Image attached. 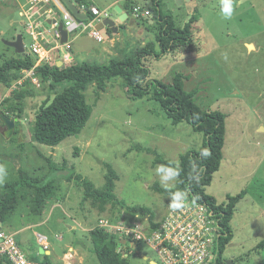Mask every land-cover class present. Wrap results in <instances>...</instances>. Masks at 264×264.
Returning <instances> with one entry per match:
<instances>
[{
  "label": "rangeland",
  "instance_id": "rangeland-1",
  "mask_svg": "<svg viewBox=\"0 0 264 264\" xmlns=\"http://www.w3.org/2000/svg\"><path fill=\"white\" fill-rule=\"evenodd\" d=\"M3 2L6 0H0V64L18 56L3 42L14 40L16 27L14 16L6 17L10 10ZM162 11L172 15L178 28L194 18L192 43L177 47L160 59L145 58L149 80L170 84L175 75L182 74L187 78L183 81L185 91L196 90L194 100L202 110L225 115L223 163L206 193L217 204H225L228 196L245 191L233 215L234 246L228 256L249 253L247 264L256 261L264 264V249L258 247L264 240V185L254 181L257 177L249 178L258 169L257 165L264 163V0H238L231 19L221 14L220 0H163ZM134 21L132 34L122 30L123 39L114 41V46L103 55L97 50L100 45L87 33L79 35L73 45L74 60L66 65L108 64L111 60L124 59L150 42L155 43L160 32L157 23ZM20 25L27 49L30 40L26 26L23 22ZM78 34H70V41ZM26 55L33 57L28 50L22 56ZM29 77L21 72L25 89L22 114L20 119H15L14 132L9 139L4 137L5 127L0 122V164L8 171L0 190L19 182L21 172L33 183L49 177L54 170L57 172L53 173L54 180L40 203L35 202L34 188L20 190L18 204L3 228L15 235L28 257H37L41 248L37 241L39 234L46 237L51 246L63 248V257L49 251L53 262L99 264L92 251L91 232L101 220L116 224L138 222L150 227V216L133 215L128 210L132 207L151 210L152 222L158 224L170 200L169 195L152 189L154 184L166 189L155 173L159 165L157 156L179 162L181 155L201 148L203 134L194 132L185 122L173 125L156 101L132 100L127 88L117 79L108 83L99 97L95 94L96 84L86 88L84 95L92 114L78 136L56 147L37 144L32 139L37 113L55 95L72 86V82L51 84L35 79L25 84ZM18 86L13 83L4 88L0 84V90L9 100ZM15 102L11 100L8 104L15 105ZM104 163L117 174L113 191L117 199L106 204L88 198L84 187L76 180L80 175L95 189L104 190L108 177ZM104 231L118 239L117 252L131 264L158 263L155 252L145 243H136L137 250H133L131 245L122 244L123 239L118 235Z\"/></svg>",
  "mask_w": 264,
  "mask_h": 264
},
{
  "label": "trees",
  "instance_id": "trees-1",
  "mask_svg": "<svg viewBox=\"0 0 264 264\" xmlns=\"http://www.w3.org/2000/svg\"><path fill=\"white\" fill-rule=\"evenodd\" d=\"M145 6L150 4V20L159 26V35L155 43L150 42L131 55H127L122 60H111L108 64L75 63L64 67L40 66L35 69V75L29 77L25 84H30L32 79L40 82H50L51 84L64 80L72 82V86L55 95L49 103L44 105L37 113L33 128L32 139L37 144L48 147H56L70 137L78 136L86 126L92 114V107L87 103L84 92L91 84H96L95 94L97 97L107 89V84L120 79L127 88L132 100H142L148 98L158 102L166 117L173 125L187 123L194 132L203 134V143L198 151H188L179 158V165L183 170L180 177L175 182L174 189L160 188L157 184L152 186L156 193L169 195L177 189L183 190L193 203L206 205L216 218L220 235L216 240L217 249L215 258L220 260L222 251L226 243L233 240V230L231 222L236 205L244 198L245 191L236 196H228L227 203L217 204L216 200L206 193L213 181V176L219 171L225 141V115L214 111L202 110L194 100L196 90L190 92L184 89L185 76L177 74L170 84L159 80H149V69L143 61L147 57L160 59L166 53L173 51L177 47H187L192 43L191 25L194 18L182 28L175 26L171 14L162 11L163 0H142ZM131 7L132 4L128 2ZM86 9L89 8L84 3ZM92 19V16L89 15ZM140 20H146L140 18ZM123 28L122 26L119 27ZM111 34L110 30H107ZM159 50V51H158ZM36 59L30 56L18 55L0 64V84L11 87L20 79L22 71L30 70L34 67ZM187 79V78H186ZM185 79V80H186ZM53 82V83H52ZM24 84L11 94V99L6 100L2 107V113L14 119H20L22 114L21 103L25 97ZM15 102L8 104L9 101ZM15 100V101H14ZM202 148H207L211 155L202 158L200 152ZM195 162L197 172L200 176L199 182L189 178L191 165ZM158 164L175 163L157 156ZM108 177L104 190L95 189L93 184L77 175L76 180L84 187L85 194L95 202L108 203L117 199L114 195V182L117 178L113 168L104 163ZM54 172H57L54 170ZM53 172V173H54ZM44 178L39 183L21 172V180L13 182L9 186H4L0 190V223L6 225L10 214L18 204L20 190L34 188L36 190L35 202L42 201L43 193L50 188V183L54 180V175ZM72 173L69 174V176ZM118 203V202H117ZM120 205L125 207L122 201ZM133 215L144 214L150 216L152 229L157 228V224L152 222L153 214L151 210L143 207H132L128 209ZM92 251L99 264H131L127 257L117 252L118 239L114 235L107 234L102 228L96 227L91 232ZM258 247L264 249V240ZM35 264H63L53 262L50 256L30 257ZM0 264H3L0 261Z\"/></svg>",
  "mask_w": 264,
  "mask_h": 264
},
{
  "label": "built area",
  "instance_id": "built-area-1",
  "mask_svg": "<svg viewBox=\"0 0 264 264\" xmlns=\"http://www.w3.org/2000/svg\"><path fill=\"white\" fill-rule=\"evenodd\" d=\"M47 1L32 0L33 4H37L39 10L42 9V13L33 11L28 16L27 24H25L26 32L32 40L29 45V54L37 58V64L34 67L22 71V73L28 74L30 78L33 77L34 71L39 65L55 66L56 56L51 54V50H63L65 52L59 60L64 64L72 60L70 55L71 46L68 42L61 44L56 25H53L54 31L52 34L54 45L53 47L47 46L48 42L41 25L46 24L47 21L52 20V17L54 19V16H56L49 12L50 10L41 8L43 3H47ZM82 11L92 16L89 22L85 23L86 21L74 19L68 11L62 13L59 18L64 29L67 30L68 36L77 32H89L93 38L101 42L103 37L95 29V25L103 20V16L93 7L88 9L82 7ZM50 15L53 16L50 17ZM145 16H151L150 10H147L145 5L134 4L132 6V17L134 19L144 18ZM38 20L42 24L37 23ZM21 83L20 80L18 84ZM7 97L0 90V113H2V107ZM187 198L188 206L179 211L168 208L163 219L157 224L156 229H152L151 226L144 227L138 222L116 224L108 220H101L98 227L113 232L127 242L132 241V244L134 242L135 244L145 243L155 252L158 258L157 264H214L217 249L216 240L220 235L216 218L206 205L193 203L188 196ZM37 241L44 251L51 249L46 237L37 235ZM0 261L3 264H35L20 247L15 235L6 232L1 223Z\"/></svg>",
  "mask_w": 264,
  "mask_h": 264
},
{
  "label": "crops",
  "instance_id": "crops-1",
  "mask_svg": "<svg viewBox=\"0 0 264 264\" xmlns=\"http://www.w3.org/2000/svg\"><path fill=\"white\" fill-rule=\"evenodd\" d=\"M70 1L72 2V4L74 6L77 7V9L80 12H83L82 11V7H84V3H87L89 5V8L90 7L96 8L101 13V15L103 16V19H105V18L111 19L112 21L115 22L116 26L118 27V32L117 33H112L111 32V34H108L107 30H110V29H108L106 27L103 28L102 30H100L99 32H100V34L103 37V39H102L101 42H98L95 38H93L91 36V34H89V32L88 33L86 32L91 39L95 40L100 45V46H98L99 48L97 47L98 48L97 50L100 52V55H103L104 52H106V53H107V51L109 52L110 48H112L114 46V41H116V40L119 41L120 39H123L122 36H121V33H120L122 30L125 29L126 30L125 32L132 34L130 31L134 29V23H135L134 20H140V19H134L132 17V6L134 4L139 5V6L145 5V2L142 1V0H135V1L134 0H70ZM189 1L192 2V0H189ZM128 2H130L131 4L133 3L131 7L129 6ZM3 3H4L3 6L5 8H7V9L10 10V13H8V15H6V17L7 16H10V17L12 16L13 17L14 16V12L18 11L20 13L21 22H23L24 25L27 24L28 16L30 14H32L33 11H38V13H40V14L42 13L41 12L42 9L39 10L37 4H33L32 3V0H11V1L10 0H6V2H3ZM141 3H143V4L140 5ZM41 8H43L45 10L48 9V10H50L49 12H51L52 14H55L56 15V16H54V19L52 17L53 15H50V17H52V21L53 20L60 21L59 18L61 17L62 13H64L65 11H67L66 8H65V6L62 4V2L60 0H48L47 3H43V5H42ZM116 8H118L122 12V14H126L127 15L126 20H124L123 22L120 20L121 14H119L115 10ZM85 14L88 16V19L85 22V23H87V22L90 21L89 20L90 19L89 18V15L90 14H88V13H85ZM37 23H41V21L38 20ZM46 24L43 23L41 25V27H42V30L44 31L43 32L44 33V36H45V38H46V40L48 42V45L47 46L48 47H53V45H54L53 44V37H52L53 31H54L53 24H48V25H46ZM120 26H122L123 28L120 29L119 28ZM128 28H130V29H128ZM77 33H79V34L75 38H73L71 41H70V38L68 36V43L71 46L70 55L72 57V61L74 60L73 59L74 56L72 55V50H74V48H73L74 42H75V40H77V38H78L79 35H84L85 34V32H77ZM27 35H28V38L30 40V42H29V45H30L32 43V40H31V37L29 36L28 33H27ZM109 35H111V37ZM0 36H1V33H0ZM24 48H25V51L28 50V52H29V46L26 49V47L24 45ZM122 51L124 52V49ZM14 53H15V51H14ZM64 53L65 52H63V50H60V51L59 50H51V54H54L56 57L58 56V61L60 60L61 55H63ZM33 57L36 59L35 64H37V58L35 56H33ZM119 60H122V59H119ZM143 63H144V61H143ZM59 64H60L61 67L67 66L62 61H61V63L56 62L55 66H57ZM40 66H46V65L43 64V65H39L38 67H40ZM48 67H50V66H48ZM51 67H53V66H51ZM34 73H35V71H34ZM20 80L21 79H19V81ZM19 81L16 82L17 85H19L18 84ZM22 83L20 84V86L22 85ZM3 87L5 88V86H3ZM222 160H223V158H222ZM222 163H223V161L221 162V165H222ZM257 166H258L257 167L258 169L256 170V172L253 171L250 174V177L249 178H251L250 180H253V179H255L257 177L258 180L256 179L254 181H257L256 183H259L260 182L261 185L262 184L264 185V163L263 164L261 163V164H259ZM221 167L222 166H220L219 171L221 170ZM219 171L216 172V173L218 174ZM27 228H29V227H27ZM18 243H19V241H18ZM19 245L21 247V244L20 243H19ZM51 247L52 248L50 250L44 251L45 252L44 255H40V253L38 251L37 257H39V256H51L52 254L49 251H53V246H51ZM62 250H63V248H62ZM72 251H73V249H72ZM28 258L30 259V257H28Z\"/></svg>",
  "mask_w": 264,
  "mask_h": 264
},
{
  "label": "water",
  "instance_id": "water-1",
  "mask_svg": "<svg viewBox=\"0 0 264 264\" xmlns=\"http://www.w3.org/2000/svg\"><path fill=\"white\" fill-rule=\"evenodd\" d=\"M60 1L62 2V4L65 6L66 10L72 15V17L74 19H76L78 21H86L88 19V16L84 12H80L77 9V7L72 4V2L70 0H60ZM180 2L181 1H179V3ZM149 7H150V4H148L146 6V9L149 10ZM115 10L119 14H121L120 20L122 22L124 20H126V18H127L126 14H122V12L118 8H116ZM144 19L150 20V16H145ZM14 22L16 23L15 39L12 41H3V42L7 47L14 49L16 54L22 55L25 53V48H24V43H23L22 29H21V25H20L21 17H20V13L18 11L14 12ZM150 22H152V20H150ZM47 23L57 26V31L60 34V38H61V44H65L68 42V32H67V30L64 29L63 23L61 21H57V20L52 21L51 20V21H47ZM105 27L110 29L112 33L118 32V27L116 26L115 22L109 18H105L101 22H99L95 25V29L97 31H100ZM56 60H57V62L61 63L60 61H58V56L56 57ZM57 66L61 67L60 64ZM0 122H2V124L5 127V130L3 132L4 137L6 139H9L14 132L16 120L14 118L8 117L4 113H0ZM126 243L131 245L133 250H137L136 244H130L129 242L122 240V244H126ZM39 253H40V255H44L45 252L41 248L39 250ZM53 253L58 257L63 256V250L58 245H53ZM137 254H140V253L137 251ZM144 258H146V257H144Z\"/></svg>",
  "mask_w": 264,
  "mask_h": 264
},
{
  "label": "clouds",
  "instance_id": "clouds-1",
  "mask_svg": "<svg viewBox=\"0 0 264 264\" xmlns=\"http://www.w3.org/2000/svg\"><path fill=\"white\" fill-rule=\"evenodd\" d=\"M234 3H238V0H220V12L225 19H231L234 14ZM211 155V152L207 148H202L200 156L202 158H207ZM181 169L179 162L176 161L174 166L169 164H159L155 168V173L160 178L161 184L168 189L169 186L175 187V183L180 177ZM8 176V171L5 165L0 164V184L4 182ZM189 178L199 182L200 176L197 172V165L195 162L191 165V172L189 173ZM170 204L169 207L173 211L183 210L188 206L187 193L183 190L177 189L170 193L169 196Z\"/></svg>",
  "mask_w": 264,
  "mask_h": 264
},
{
  "label": "flooded vegetation",
  "instance_id": "flooded-vegetation-1",
  "mask_svg": "<svg viewBox=\"0 0 264 264\" xmlns=\"http://www.w3.org/2000/svg\"><path fill=\"white\" fill-rule=\"evenodd\" d=\"M232 240L225 244L224 249L221 254L220 260L215 259L214 264H247L249 262L250 255L246 253L244 255H240L238 257L228 256V252L234 246L232 244ZM254 264H262L260 261H256Z\"/></svg>",
  "mask_w": 264,
  "mask_h": 264
},
{
  "label": "bare ground",
  "instance_id": "bare-ground-1",
  "mask_svg": "<svg viewBox=\"0 0 264 264\" xmlns=\"http://www.w3.org/2000/svg\"><path fill=\"white\" fill-rule=\"evenodd\" d=\"M62 257H63V256H62ZM66 259H68V260H69V259H70V257H69V256H66Z\"/></svg>",
  "mask_w": 264,
  "mask_h": 264
}]
</instances>
